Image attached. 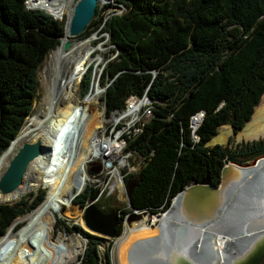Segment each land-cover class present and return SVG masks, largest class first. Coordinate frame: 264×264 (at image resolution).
Masks as SVG:
<instances>
[{
  "label": "trees",
  "instance_id": "1",
  "mask_svg": "<svg viewBox=\"0 0 264 264\" xmlns=\"http://www.w3.org/2000/svg\"><path fill=\"white\" fill-rule=\"evenodd\" d=\"M24 1L0 0V155L27 118L36 70L63 34L61 24L26 11ZM115 1L125 12L102 28L115 56L100 74V85L109 83L101 101L105 115L121 110L130 96L145 93L151 101L150 118L127 146L142 160L128 204L156 216L192 181L207 176L218 186L225 162L246 165L264 156V141L206 147L221 126L240 131L264 94V0ZM96 18L79 38L102 24ZM90 81L88 70L82 95ZM198 112L202 121L192 134L190 118ZM96 191L87 187L72 204L84 208ZM44 198L40 191L0 204V237ZM97 246L87 242L79 264H100Z\"/></svg>",
  "mask_w": 264,
  "mask_h": 264
},
{
  "label": "bare ground",
  "instance_id": "2",
  "mask_svg": "<svg viewBox=\"0 0 264 264\" xmlns=\"http://www.w3.org/2000/svg\"><path fill=\"white\" fill-rule=\"evenodd\" d=\"M64 1L69 5L71 0ZM99 13L101 17V10ZM69 38L67 25L59 44L48 55L55 64V73L44 99L46 115L41 118H26L6 151L0 155L1 175L22 142H39L46 147V153L29 165L24 182L17 193L6 195L5 200H14L18 193L27 190V179L38 177L49 187L40 205L16 220L0 238V264H70L81 251L83 242L70 239L67 243L62 240L61 235L57 236L58 242L51 241L53 220H56L54 215L66 213V210L62 212L65 206L67 210L74 212L73 215L77 213L71 205V200L83 192L87 182L91 180L86 174L85 163L90 160V156H108L113 152L108 145V139L98 136L102 121L93 117L96 106L94 95L87 96L77 107L71 106L74 97L73 86L77 84L81 71L86 67L89 54L77 60L75 53L90 40L72 43L68 42ZM65 43L70 44L67 49H63ZM63 101H66V106L60 109ZM262 111L263 108L257 106L252 122ZM251 123L243 131V135L248 138L258 134L250 129ZM218 132L219 135L215 136L211 143L224 142V136L228 132L224 133L223 129ZM89 141L93 143L92 146ZM123 166L124 162L120 161L117 167L109 169L115 179V187L119 190L121 182L116 170ZM236 171V180L229 183L225 181L227 208L224 212H218L208 223L191 221L181 210L178 197L172 201L166 213L160 214L152 221L154 227L131 225L123 229L122 234L113 241L117 263L144 264L145 261L164 264L168 256L173 257V251H168L166 244H171L170 240L177 236L173 235L175 227L191 232L194 236V242L185 246V250L190 248L189 258L193 262L228 264L241 253V249H246L252 244L253 241L250 240L253 237L255 240L264 233V158L253 166H236ZM237 205H240V208L238 212L233 213ZM45 213L50 215L49 220L44 217ZM66 214L69 216V213ZM17 225L21 226L16 230ZM75 228L80 232L83 230L82 233L89 232L82 222ZM84 238L87 242L92 240L97 243L105 240L94 234H91L90 238ZM249 241L248 246L242 247ZM146 250L148 251L145 252Z\"/></svg>",
  "mask_w": 264,
  "mask_h": 264
},
{
  "label": "rangeland",
  "instance_id": "3",
  "mask_svg": "<svg viewBox=\"0 0 264 264\" xmlns=\"http://www.w3.org/2000/svg\"><path fill=\"white\" fill-rule=\"evenodd\" d=\"M97 5H98V10H101V14H102L101 18L103 22L107 21L111 16L120 15L125 12V7L117 4L115 0H106V2L98 1ZM66 19L67 17L64 16L61 21V25L63 27V34L67 26ZM87 28L88 26L86 27V29ZM89 31H90V34H88L84 38H79V37L69 38L70 40H68V42H72V43L74 42L80 43V42H85L87 40H90V42H87L86 46L77 50V52L75 53V57H77V60H78L85 54L87 55L89 53L88 59H87L88 61L86 62V65H88L87 71L90 70V73H91V85L84 95H82L83 93L81 92V89H80V85H79L80 82H78L77 84L73 86L74 97L72 98L71 106L77 107L79 104L83 102V100L87 96L94 95L96 106H94L93 117H95V120L98 117L100 122L102 121V126L100 130L101 132L98 133V136L99 138H105L106 135L108 136V132H109L108 127H110L109 123L111 121V117H114L116 115H111V114L105 115L104 104L101 101L103 97V92H101L102 86L99 83V80H100L99 76L102 72V67L104 63L107 60L111 61L114 59V54L111 52L112 50H114V48L109 43V36L101 32V26L98 27L97 29L90 28ZM49 54L50 52L46 55L43 62L39 65L38 69L36 70L35 76L33 78V98L31 101V106H30L27 118H31V117L41 118V117H44L47 113L46 107L44 106V99L46 95L48 94V85H50V82L55 73V64L52 61V59L48 57ZM65 106H66V101L61 102L60 109H64ZM258 106L263 108V111H262L263 114L261 113L260 116H258V118L254 122H252L253 116L255 115V112H254L249 122V123L252 122L250 125V129H253L255 133L258 132L257 135L255 136L253 135L254 137L251 136L249 138L243 135L244 134L243 131L245 130L246 126L249 123L243 128L241 132L237 133L236 135L232 133V130L230 129L229 126H223V127H220L219 130L223 129L224 133L228 132L224 136V142L211 143L210 141L209 143H207L206 147L211 148L213 146H221L222 149L232 150L236 146H239V145L249 144L255 141H264V95L262 96L261 101ZM147 121H148L147 119L144 120L145 123ZM218 131H217V135H219ZM89 133H90V130H89ZM86 141H88V137L86 138ZM138 164L139 163H138V159L136 158V156L131 155V158L128 160V166L134 169L131 175H134L139 171L137 168ZM88 169H89V166L86 165V174L91 180L87 182V185L85 187L86 188L90 187L91 189L97 190L95 192V195H97V199L95 200V205L98 206V208L102 211L113 212L114 214L117 215V218L119 219L117 229L119 228L120 233L114 239H116L122 234V231L126 226L142 225V226H147V227L150 226V228L154 227V225H152V221L155 219L154 216H148L146 214V216H144L139 221H132V219L130 218L132 213H129L130 206L127 200V187L128 186L122 179V176H123L122 171L118 173L120 182L122 183L121 190H119L115 187V179L112 177V175H103V174L95 175V174L88 172ZM26 184L28 185V186L26 185L28 189L25 190L23 193H18L16 196V199L14 200H5V196L0 195V204H14L22 199H25V198L27 199L29 195L31 196L38 195L40 191H45V196H46L49 191L48 189L49 187L45 185L42 181H40L38 177L32 178L30 180L27 179ZM84 191L85 189L83 190V192ZM83 192H81L80 194H82ZM15 193L17 192L15 191L12 194H15ZM72 201L73 200H71V205L73 206L75 211H77V213L73 215L74 212L73 211L70 212L69 210H67L68 209L67 206H65L62 212L66 210V213H69V216H67L65 212H64L65 215L64 214L54 215V218L56 220H53V225H52L53 235H52L51 241L58 242L57 236L61 235L62 240H65V242L67 243L70 242V239H73L76 241L80 240V242H83L81 251L76 256V258L70 263V264H79V259L83 255V252L87 245V241L85 240L84 236L90 238L91 234H94V233L92 232L87 233V231H84V233L80 235L77 232L75 227L80 226V222L84 224L83 212L80 207L73 205ZM120 209L123 211V214ZM124 211H125V214H124ZM133 214L139 215L141 213L133 212ZM44 217L47 218L48 220L50 219V215L48 213H45ZM20 226L21 225H17L15 229L17 230ZM174 229L175 230L173 231V235L177 234V236L173 238L174 240L179 241L183 244L192 243L194 236H192L191 232L183 231L180 228L176 229L175 227ZM94 235H97V234H94ZM114 239L102 240L101 242H98L99 244L96 248H97L100 264H118L116 260L115 243L113 242ZM147 251L148 250H146L145 252ZM144 264H152V263H148L144 261ZM260 264H264V258L261 260Z\"/></svg>",
  "mask_w": 264,
  "mask_h": 264
},
{
  "label": "water",
  "instance_id": "4",
  "mask_svg": "<svg viewBox=\"0 0 264 264\" xmlns=\"http://www.w3.org/2000/svg\"><path fill=\"white\" fill-rule=\"evenodd\" d=\"M97 2L98 0H78L75 3L67 24L70 38H77L84 32L95 15ZM69 46V43H65L63 49H67ZM257 106L254 108V112ZM242 130L243 128L239 132ZM45 148L39 142L30 143L25 141L19 145L15 154L8 161L0 175L1 196L10 195L18 190L23 183L29 165L42 154L46 153ZM263 158L264 156L258 157L245 166H253ZM236 166L241 165L225 162L220 172V184L217 187L213 186L210 179L206 176L200 181H192L185 188H180L172 200L178 197L180 198L181 210L190 217L191 221L199 220L202 221L201 224L210 222L218 212H224L227 208L224 190L227 183L231 180H236L238 177ZM89 171L90 173H95L96 169H90ZM225 181L228 182L225 183ZM136 185L137 183L134 182L127 187L128 200ZM96 198L97 195L92 198L88 206L86 205L82 208L85 229L101 236L100 238L102 239L112 240L116 237V229L118 227L117 215L111 211L105 212L100 210L95 205ZM239 208L240 205L235 206L233 213L238 212ZM146 214L145 212L139 215L132 213L130 218L132 221H139ZM253 238L251 240L253 241L252 244L240 254L236 255L228 264H260L264 257V233L260 234L255 240ZM181 254L183 255L169 257L166 260V264H196L189 258L187 253Z\"/></svg>",
  "mask_w": 264,
  "mask_h": 264
},
{
  "label": "built area",
  "instance_id": "5",
  "mask_svg": "<svg viewBox=\"0 0 264 264\" xmlns=\"http://www.w3.org/2000/svg\"><path fill=\"white\" fill-rule=\"evenodd\" d=\"M26 5L30 8L41 9L58 21L70 14L71 7L64 0H27ZM87 67L88 65L81 71L79 80L83 77ZM151 110V101L145 95L141 98L131 96L126 100L123 110L111 114L116 116L111 117L108 136L105 138L108 139V145L113 152L108 156H90L91 158L88 160V162H94L95 167L98 168V174L112 175L109 169L117 167L120 161L124 162V165L127 164L131 154L125 151L126 147L130 141L139 135L144 123L143 120L151 116ZM202 117L203 113L200 112L191 118L193 131L199 126ZM92 144L91 142V146ZM119 169L116 170L117 174ZM124 169H127L126 165Z\"/></svg>",
  "mask_w": 264,
  "mask_h": 264
},
{
  "label": "clouds",
  "instance_id": "6",
  "mask_svg": "<svg viewBox=\"0 0 264 264\" xmlns=\"http://www.w3.org/2000/svg\"><path fill=\"white\" fill-rule=\"evenodd\" d=\"M77 1H78V0H75V1H74V0H73V1L71 0V1H70V4H69V5H71V7H70V14L67 16V19H66V21H67L66 23H67V24H68V22H69V18H70V16H71V14H72V9H73V7H74V5H75V3H76ZM26 2H27V0L24 1V8H25L26 11H29V12H41V13L45 14L46 16H48L52 21H54V22H56V23H58V24H61V21H62V20H61V21L54 20V19H53L48 13H46L45 11H43V10H41V9H38V8H30V7H28V6L26 5ZM97 3H98V2H97ZM98 11H99V10H98V8H97V6H96V12H95V15L93 16L92 20L94 19V17L96 18V13H97ZM101 15H102V14H101ZM120 15H121V14H120ZM111 17H112V16H111ZM100 18H101V17L96 18L97 21H99ZM92 20H91V21H92ZM101 21H102V19H101ZM104 23H105V21H104V22L102 21V24H100V25L97 26V28L101 26V32H102V28L104 27ZM89 24H90V23H89ZM89 24H88V25H89ZM91 28H92V27H91ZM89 29H90V28H89ZM85 31H86V28H85L84 32H85ZM84 32H83V33H84ZM83 33H82V34H83ZM103 33H104V34H107V33H105V32H103ZM82 34H81V35H82ZM107 35H108V34H107ZM79 36H80V35H79ZM79 36H78V37H79ZM61 37H62V36H61ZM61 37H60V38H61ZM78 37H77V38H78ZM60 38H59V39H60ZM114 56H115V55H114ZM87 59H88V57H87ZM107 62H108V60L104 63V65H103V67H102V70H103V68H104V66H105V64H106ZM87 68H88V67H87ZM86 71H87V69H86ZM86 71L84 72L83 77H82L80 80H78V82L81 83V81L83 80V78H84V76H85V74H86ZM99 77H100V76H99ZM78 82H77V83H78ZM80 83H79V85H80ZM90 85H91V81H90ZM90 85H89V88H90ZM108 85H109V83L105 84L104 87L102 86L101 92H103V94H104V91H105V89H106V87H107ZM143 95H145V93H144ZM263 95H264V94H263ZM263 95H262V96H263ZM145 96H146V95H145ZM262 96H261V98H262ZM130 97H131V96H130ZM146 97H147V96H146ZM128 98H129V97H128ZM128 98H127V99H128ZM147 98H148V97H147ZM125 102H126V101H125ZM259 102H260V101H259ZM258 105H259V104H258ZM124 106H125V104H124ZM123 108H124V107H123ZM123 108H122L121 110H123ZM121 110H119V111H117V112H120ZM114 112H116V111H114ZM253 112H254V111H253ZM112 113H113V112H112ZM112 113H110V114H112ZM198 113H200V112H198ZM198 113H197V114H198ZM110 114H109V115H110ZM195 115H196V114H195ZM195 115H194V116H195ZM251 116H252V115H251ZM192 117H193V116H192ZM192 117H191V118H192ZM149 118H150V117H149ZM149 118H148V119H149ZM191 118H190V129H191V131H192V134H194L195 131L197 130V128L200 126L202 119H201V121H200V123H199V126L193 131L192 128H191ZM148 119H147V120H148ZM144 120H145V119H144ZM144 120H143V121H144ZM249 122H250V120H249ZM249 122H247V123H249ZM247 123H246V124H247ZM144 124H145V122L143 123V125H144ZM246 124H245V126H246ZM225 126H229V125H225ZM245 126H244V127H245ZM142 127H143V126H142ZM221 127H223V126H221ZM229 127H230V126H229ZM244 127H243V128H244ZM230 129H231V127H230ZM218 130H219V129H218ZM218 130H217V131H218ZM231 130H232V129H231ZM140 133H141V132H140ZM140 133H139V134H140ZM232 133H233V132H232ZM237 133H239V131H238ZM237 133H236V134H237ZM233 134H234V133H233ZM236 134H234V135H236ZM216 135H217V133H216ZM216 135H215V136H216ZM106 136H107V135H106ZM106 136H105V137H106ZM215 136H214V137H215ZM136 137H137V136H136ZM136 137H135V138H136ZM192 137H193V141L196 142V141H197V137L194 136V135H193ZM214 137H213V138H214ZM135 138H134V139H135ZM213 138H212V139H213ZM134 139H133V140H134ZM212 139H211V140H212ZM133 140H132V141H133ZM211 140H210V141H211ZM132 141H130V142H132ZM210 141H209V142H210ZM89 142H90V141H89ZM130 142H129V143H130ZM209 142H208V143H209ZM90 143H91V142H90ZM129 143H128V145H129ZM89 145L91 146V144H89ZM128 145H127V146H128ZM206 145H207V144H206ZM125 151H126V152H130L131 155H134V152L127 151V147H126V150H125ZM4 152H5V151H4ZM4 152H3V153H4ZM77 155H78V154H77ZM134 156H135V155H134ZM261 157H262V156H261ZM130 158H131V156H130ZM130 158H129V159H130ZM136 158L138 159V163H139V164H138L137 168H138V170H139L140 167H141L142 160H141L140 157H136ZM129 159H128V160H129ZM255 159H256V158H255ZM250 163H251V162H250ZM234 164H235V163H234ZM248 164H249V163H248ZM86 165L89 166L88 172H90V171H89L90 169H94V168H95V169H96V172H95V173H92V174H95V175L98 174V168L95 167L94 162H88V161H87V162L85 163V171H86ZM125 165L127 166V169H124ZM125 165H124L123 168H120V169L118 170V173H119L120 171H122V174H123L122 179H123V181H124V179H125L128 175H131V173L134 171L133 168H130V167L128 166V161H127V164H125ZM224 165H225V164H224ZM93 166H94V167H93ZM241 166H245V165H241ZM128 170H129V172H128ZM119 181H120V178H119ZM124 182L126 183V181H124ZM136 183H137V182H136ZM121 185H122V183H121ZM187 186H188V185H187ZM187 186H185V187H187ZM185 187H182V188H185ZM215 187H217V186H215ZM89 188H90V187H89ZM84 189H86V187H85ZM176 195H177V194H176ZM94 196H95V195H94ZM174 197H175V196H174ZM174 197H173V198H174ZM96 199H97V198H96ZM91 200H92V199H91ZM127 200H128V198H127ZM172 201H173V200L171 199L170 204L172 203ZM90 202H91V201H90ZM90 202H89V203H90ZM87 204H88V203H87ZM87 204H86V205H87ZM170 204H169V206H168V209H169V207H170ZM81 209H82V208H81ZM168 209H166V211L163 212V213H161V214L166 213V212L168 211ZM133 212H137V211L131 210V208H130V212H129V213H133ZM140 213H143V212H140ZM145 213H146V212H145ZM124 214H125V211H124ZM147 215H148V216H152V215H150V214H147ZM159 215H160V214H158V215H156V216L153 215V216H154L155 218H157ZM118 223H119V219H118ZM116 231H117V229H116ZM116 236H117V234H116ZM170 241H172V243H171V244H170V243L166 244V247H167L168 251H173V255H179V256H180V255H183V254H181V253H187V254L189 255V253H190V248H188V249L185 250V246H186L187 244H183V243H181V242H179V241L174 240L173 238H172V240H170ZM250 241H251V240H250ZM250 241H249V242H246V243L244 244V246H242V247H246V246H248L249 243H250ZM193 242H194V241H193ZM189 244H190V243H189ZM247 248H248V247H247ZM247 248H246V249H247ZM244 250H245V249H242L240 252H242V251H244ZM169 257H170V256H168V257L165 259L164 264H166V260H167ZM263 258H264V257H263ZM196 264H197V263H196ZM198 264H201V263H198Z\"/></svg>",
  "mask_w": 264,
  "mask_h": 264
},
{
  "label": "flooded vegetation",
  "instance_id": "7",
  "mask_svg": "<svg viewBox=\"0 0 264 264\" xmlns=\"http://www.w3.org/2000/svg\"><path fill=\"white\" fill-rule=\"evenodd\" d=\"M134 182H138V172L136 174H134L132 180L131 181H127L126 184H127V186H130ZM121 212L123 214V211L122 210H121Z\"/></svg>",
  "mask_w": 264,
  "mask_h": 264
}]
</instances>
